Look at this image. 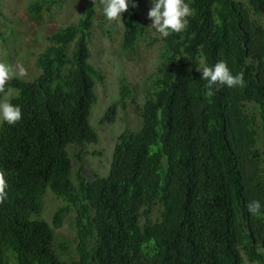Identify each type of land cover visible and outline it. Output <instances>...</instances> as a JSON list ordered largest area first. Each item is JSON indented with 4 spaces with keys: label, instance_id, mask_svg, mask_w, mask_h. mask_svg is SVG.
Segmentation results:
<instances>
[{
    "label": "trees",
    "instance_id": "trees-1",
    "mask_svg": "<svg viewBox=\"0 0 264 264\" xmlns=\"http://www.w3.org/2000/svg\"><path fill=\"white\" fill-rule=\"evenodd\" d=\"M61 1L41 0L29 12ZM185 2L195 14L186 31L163 38L142 126L119 135L107 176L89 181L79 169L75 184L67 150L99 139L89 120L92 0L77 23L46 37L38 75L10 82L6 93L17 91L9 102L21 108L22 120L0 124V170L9 186L0 205V264H243V255L264 264V215L247 209L252 200L264 205V0ZM122 26V48L136 51L145 34L137 7L123 14ZM221 60L234 75L243 71L247 86L206 97L197 69ZM249 103L257 107L263 158ZM114 116L112 106L102 122ZM249 169L258 176V197ZM47 189L66 204L54 216L56 227L76 210L71 261L57 253L53 228L38 219ZM156 206L162 211L153 222Z\"/></svg>",
    "mask_w": 264,
    "mask_h": 264
},
{
    "label": "rangeland",
    "instance_id": "rangeland-1",
    "mask_svg": "<svg viewBox=\"0 0 264 264\" xmlns=\"http://www.w3.org/2000/svg\"><path fill=\"white\" fill-rule=\"evenodd\" d=\"M39 1L41 0H0V63L13 67L23 65L28 75L14 78L26 81H31L38 75L36 61L48 46L46 37L61 28L77 23L90 2L62 0L59 5L45 8L40 14L30 13L29 6ZM132 1L137 5L145 28V34L133 52L122 48V23L109 22L99 0L95 3L96 17L92 38L89 41V62L93 69L95 101L89 120L99 139L95 144L68 146L72 162L71 177L75 184L79 169L89 181L93 180L96 174L107 176L119 135L125 130L137 131L142 126L141 107L148 91L153 90L152 82L157 75L160 55L165 46L163 37L150 27L152 21L148 19V11L152 6L151 0ZM122 88L127 91L123 93ZM15 95L17 91L10 89L0 102L5 100L9 102ZM112 106L115 107L114 121L102 122ZM248 108L256 123L255 148L263 158L257 107L249 103ZM2 121L0 117V124ZM261 165L263 166L262 163ZM248 176L251 178L248 186L256 193L254 197H258L259 194L255 191L258 176L251 169L248 170ZM65 207V202L47 189L38 219L47 222L53 228L57 253L63 260L71 261L77 257L76 210L70 208L69 212L63 215L59 226L53 224L55 214ZM161 209L159 206L155 207L151 216L153 222L160 219ZM258 250L263 252L262 249ZM243 260V264H260L249 262L245 255Z\"/></svg>",
    "mask_w": 264,
    "mask_h": 264
},
{
    "label": "clouds",
    "instance_id": "clouds-1",
    "mask_svg": "<svg viewBox=\"0 0 264 264\" xmlns=\"http://www.w3.org/2000/svg\"><path fill=\"white\" fill-rule=\"evenodd\" d=\"M95 5L96 0H92ZM103 13L109 22L122 23L123 14L137 7L131 0H99ZM152 6L148 11V19L161 37L168 38L173 34H181L189 26V18L195 11L185 0H151ZM197 71L202 73V80L206 81V97H212L216 91L226 86L229 89H244L247 84L244 72L233 74L227 61L221 60L214 66H203ZM28 72L23 65L13 67L10 64L0 63V94L6 90L14 77H26ZM0 117L10 126H15L22 120V110L19 106L8 101L0 102ZM8 182L6 173L0 170V205L8 199ZM248 212L253 216L264 215V205L258 200L247 204Z\"/></svg>",
    "mask_w": 264,
    "mask_h": 264
}]
</instances>
